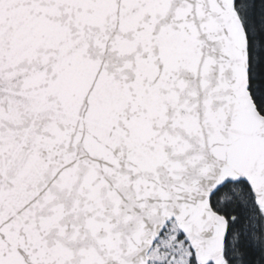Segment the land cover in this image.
Here are the masks:
<instances>
[{
    "label": "snow or ice",
    "instance_id": "1",
    "mask_svg": "<svg viewBox=\"0 0 264 264\" xmlns=\"http://www.w3.org/2000/svg\"><path fill=\"white\" fill-rule=\"evenodd\" d=\"M0 264H264V0H0Z\"/></svg>",
    "mask_w": 264,
    "mask_h": 264
}]
</instances>
